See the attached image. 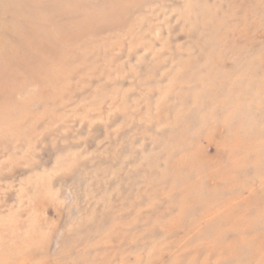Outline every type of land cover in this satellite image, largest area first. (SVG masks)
<instances>
[{
	"label": "rangeland",
	"instance_id": "obj_1",
	"mask_svg": "<svg viewBox=\"0 0 264 264\" xmlns=\"http://www.w3.org/2000/svg\"><path fill=\"white\" fill-rule=\"evenodd\" d=\"M0 264H264V0H0Z\"/></svg>",
	"mask_w": 264,
	"mask_h": 264
}]
</instances>
